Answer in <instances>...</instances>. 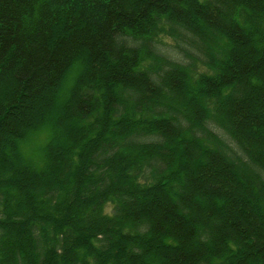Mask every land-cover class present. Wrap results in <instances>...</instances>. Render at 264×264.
<instances>
[{
	"label": "trees",
	"instance_id": "obj_1",
	"mask_svg": "<svg viewBox=\"0 0 264 264\" xmlns=\"http://www.w3.org/2000/svg\"><path fill=\"white\" fill-rule=\"evenodd\" d=\"M0 264H264V0H0Z\"/></svg>",
	"mask_w": 264,
	"mask_h": 264
},
{
	"label": "rangeland",
	"instance_id": "obj_2",
	"mask_svg": "<svg viewBox=\"0 0 264 264\" xmlns=\"http://www.w3.org/2000/svg\"><path fill=\"white\" fill-rule=\"evenodd\" d=\"M162 41H163V43H165V44H169V43H171V41L169 40V39H167V38H165V37H162ZM44 135H40L39 136V138H37V141H35L34 143H31L30 144V147H34V146H36L37 148L39 147V145H40V143H43V141H44ZM111 207H112V205H111V203H107L106 205H105V211H107V212H109L110 210H111Z\"/></svg>",
	"mask_w": 264,
	"mask_h": 264
}]
</instances>
